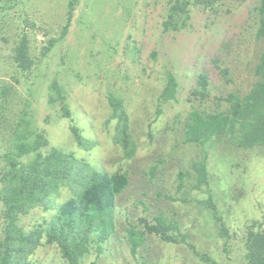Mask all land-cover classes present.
<instances>
[{
    "label": "rangeland",
    "instance_id": "1",
    "mask_svg": "<svg viewBox=\"0 0 264 264\" xmlns=\"http://www.w3.org/2000/svg\"><path fill=\"white\" fill-rule=\"evenodd\" d=\"M175 1L0 0V181L6 157L22 147L25 164L58 151L73 155L76 166L130 179L108 237L94 233L81 264H246L249 231L264 229V145L246 149L227 136L188 143L185 133L194 109L219 110L218 99L246 95L256 83L264 44L250 13L258 0L194 6L186 27L167 30ZM24 35L35 61L31 72L13 60ZM201 74L209 80L207 100L192 95ZM171 75L178 89L168 100ZM117 105L128 116L132 157L117 142ZM203 164L208 183L199 179ZM74 196L64 186L53 208H36L19 225L43 232ZM161 217L175 226L170 234L178 241L149 235L134 255L129 230ZM4 228L0 202V251ZM30 260L69 264L46 239Z\"/></svg>",
    "mask_w": 264,
    "mask_h": 264
},
{
    "label": "trees",
    "instance_id": "2",
    "mask_svg": "<svg viewBox=\"0 0 264 264\" xmlns=\"http://www.w3.org/2000/svg\"><path fill=\"white\" fill-rule=\"evenodd\" d=\"M222 1V0H221ZM220 0H176L170 8L167 30H178L187 26L191 19V8L215 9ZM2 6V10H3ZM258 25L257 38L264 44V0H258L250 13ZM14 62L22 71L31 72L35 61L30 55L26 35L14 50ZM216 68L221 69L219 62ZM227 75L229 70L224 69ZM257 81L246 94L230 93L218 99L219 110L194 109L186 124V142L204 144L216 136H227L242 148L251 149L264 145V46L256 66ZM198 88L193 90L196 99L207 100L210 96L209 80L206 74L197 76ZM178 83L174 75L169 77V85L164 93L168 100L175 99ZM120 117L117 142L123 145L129 157L136 148L129 132V120L121 105L116 106ZM117 116V117H118ZM79 144L85 146V139L76 130ZM18 156H8L5 172L1 177L0 202L4 207V238L1 242L0 264H35L30 260L32 252L46 239L48 244L60 246L69 264H81V259L89 250L93 234L100 229L101 239L108 237V227L115 212L118 196L130 185L127 174L98 172L87 164L76 166L73 155L53 151L49 155L38 154L29 164L20 158L27 155L23 147ZM199 171L201 183H208L207 166ZM71 185L75 196L58 207L57 214L42 232L29 233L19 225L21 216L28 215L36 208L50 210L55 202L52 199L60 190ZM215 211L217 208L213 205ZM166 218L157 219L156 224L144 221L145 229L129 230L132 253L137 254L149 235H156L166 242H177L170 234L175 226L167 224ZM246 264H264V229L250 230L247 236Z\"/></svg>",
    "mask_w": 264,
    "mask_h": 264
}]
</instances>
